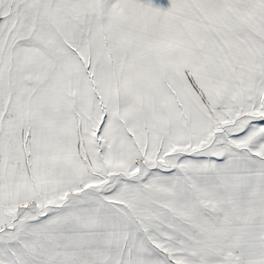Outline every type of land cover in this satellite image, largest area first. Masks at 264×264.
I'll return each mask as SVG.
<instances>
[{"label":"snow or ice","instance_id":"snow-or-ice-1","mask_svg":"<svg viewBox=\"0 0 264 264\" xmlns=\"http://www.w3.org/2000/svg\"><path fill=\"white\" fill-rule=\"evenodd\" d=\"M0 264H264V0H0Z\"/></svg>","mask_w":264,"mask_h":264},{"label":"crops","instance_id":"crops-1","mask_svg":"<svg viewBox=\"0 0 264 264\" xmlns=\"http://www.w3.org/2000/svg\"><path fill=\"white\" fill-rule=\"evenodd\" d=\"M153 3L157 6L167 7L168 6V0H153Z\"/></svg>","mask_w":264,"mask_h":264}]
</instances>
